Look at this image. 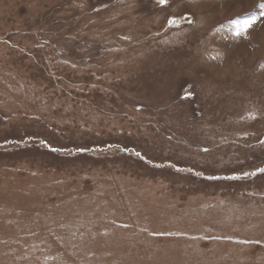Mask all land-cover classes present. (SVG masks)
<instances>
[{
    "label": "rangeland",
    "instance_id": "obj_1",
    "mask_svg": "<svg viewBox=\"0 0 264 264\" xmlns=\"http://www.w3.org/2000/svg\"><path fill=\"white\" fill-rule=\"evenodd\" d=\"M0 264H264V0H0Z\"/></svg>",
    "mask_w": 264,
    "mask_h": 264
},
{
    "label": "snow or ice",
    "instance_id": "obj_2",
    "mask_svg": "<svg viewBox=\"0 0 264 264\" xmlns=\"http://www.w3.org/2000/svg\"><path fill=\"white\" fill-rule=\"evenodd\" d=\"M161 2H164V0H161Z\"/></svg>",
    "mask_w": 264,
    "mask_h": 264
}]
</instances>
